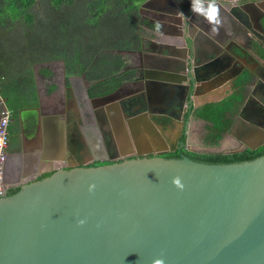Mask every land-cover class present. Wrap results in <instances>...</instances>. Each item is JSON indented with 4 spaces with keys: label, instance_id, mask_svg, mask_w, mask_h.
Here are the masks:
<instances>
[{
    "label": "water",
    "instance_id": "obj_1",
    "mask_svg": "<svg viewBox=\"0 0 264 264\" xmlns=\"http://www.w3.org/2000/svg\"><path fill=\"white\" fill-rule=\"evenodd\" d=\"M221 1L240 4L225 7ZM257 2L217 0L220 17L241 24L250 10L257 12L254 28L264 34L259 22L264 11ZM191 4L182 14L180 40L173 39L177 45L186 42L190 57L173 52V45L150 41L158 48L151 51L178 58L185 72L196 64L198 42L191 30L213 47L223 44L197 22L204 18ZM172 6L173 14L182 12ZM175 22L181 25L179 18ZM143 49L144 44L138 51ZM39 64H58L64 87L62 60ZM185 78L195 79L192 72ZM82 93L98 100L89 98L86 88ZM263 143L206 153H236ZM175 148L172 143L152 155L57 167L19 184L12 194L6 191L0 198V264H264V154L229 163L162 155ZM184 149L205 152L191 149L187 140Z\"/></svg>",
    "mask_w": 264,
    "mask_h": 264
},
{
    "label": "crops",
    "instance_id": "obj_2",
    "mask_svg": "<svg viewBox=\"0 0 264 264\" xmlns=\"http://www.w3.org/2000/svg\"><path fill=\"white\" fill-rule=\"evenodd\" d=\"M146 1L141 15L144 19L142 27L146 32L142 36L144 46L148 41H160L166 45H173L172 51L176 53L182 46L173 43V39L180 38L182 24H177L174 18L169 16L179 18L180 22L185 18L180 12L172 14L167 8L173 4L172 0ZM261 3L256 4L264 11V5ZM221 5L227 7L224 2H221ZM154 14H160L164 20L157 31L151 30L155 26L153 23L155 19H152ZM220 18L226 20V16ZM236 24L243 26L239 22ZM220 27L223 44L213 47L205 41L198 42L193 59L196 64L192 67L189 65L186 72L180 65L179 59L166 52L157 54L149 47L142 52H128L127 68L137 71V79L123 82L116 92L114 91L117 88L106 94L107 96L97 98L99 101L95 107L102 112L103 126L108 128V136L115 144L116 152L123 154L146 152L153 140L169 145L177 141L184 127L193 121L185 122L183 118L184 99L189 83L185 73L188 72H192L195 78L194 83L192 85L189 83V86L198 104L216 102L227 97L235 90L236 80L241 75H247L248 79L243 84L244 97L239 106L248 98L254 100L256 105H264V34L255 28L243 29L249 37L248 42L245 45H234L229 41L231 30L228 24L224 23ZM256 34L262 35L259 38ZM232 40L234 41L233 38ZM55 67L56 65L53 67L33 65L37 105L18 111L17 128L8 140L7 161L3 167L5 186L8 189L17 187L25 181L37 179L61 165L68 167L88 160L85 147L88 135L82 124V120H86V114L77 107V102L65 99L67 91L65 85L69 86L65 77L67 74L64 71V87H62L56 71L59 66L56 69ZM41 68L47 71H39ZM80 84L84 88L87 86L85 80H81ZM39 87L41 92L38 90ZM124 89L127 90L121 97L119 94ZM66 104L74 108L75 114H71L68 126L66 125L64 129L65 123L56 116L57 108L64 111ZM27 116L30 118L25 119ZM95 120L99 123L98 118ZM160 120L171 121L176 126L174 136L157 124ZM231 130L229 132L232 133L231 135L221 138H228L229 147L239 143ZM184 134L187 143L192 142V130L184 131ZM152 135H156V138Z\"/></svg>",
    "mask_w": 264,
    "mask_h": 264
},
{
    "label": "trees",
    "instance_id": "obj_3",
    "mask_svg": "<svg viewBox=\"0 0 264 264\" xmlns=\"http://www.w3.org/2000/svg\"><path fill=\"white\" fill-rule=\"evenodd\" d=\"M41 1L46 13L40 16L34 11L37 0H0V94L11 112L8 140L17 128L18 111L37 105L35 64L62 60L65 73L83 76L91 97L109 94L123 82L137 79V71L127 68V53L140 50L146 34L138 8L142 0ZM189 2L181 0V7ZM247 79V75H241L235 90L220 101L190 106L184 119L191 114L205 121L208 137L218 141L233 122ZM179 139V147L163 153L164 157L185 155L196 161L229 163L264 154V144L236 153L189 151L184 149V129ZM17 190L9 188L7 193Z\"/></svg>",
    "mask_w": 264,
    "mask_h": 264
},
{
    "label": "flooded vegetation",
    "instance_id": "obj_4",
    "mask_svg": "<svg viewBox=\"0 0 264 264\" xmlns=\"http://www.w3.org/2000/svg\"><path fill=\"white\" fill-rule=\"evenodd\" d=\"M221 2H224V1H221ZM258 2H262L261 4L264 5V0H258ZM191 3H192V0H190L187 7L182 8L181 2H180L178 4V7L183 12L186 9H188V7ZM224 3H226L227 4L226 6H228V7H232V6L236 7V6H239V4H240L239 2H233V4H231L229 2H224ZM167 8L170 11L173 10L172 5L167 6ZM250 13H251V16L248 15V16H245L243 18L244 21L242 22V25H243L242 27H240L239 24H236V22L232 19H227V18H226V20L221 19V23H222L221 25H223L224 23L228 24V27L231 30V35L229 37V38H231V40L229 39V41L231 43H233L234 45L235 44L236 45H243V44L245 45V43L248 42L249 37L246 34V32L243 31V29L245 30L247 28H249V29L254 28V25H255L254 22H256V19L254 17L255 16L258 17L257 12L250 10ZM183 14H184V12H183ZM157 16H158V18H163V16L161 17L160 14H157ZM169 17H173L175 21H177V19H178V18H175L174 16H169ZM253 18L255 19V21H253ZM263 19H264L263 17L259 18V22H260L262 27H264ZM179 21H180V19H179ZM199 21L202 22L204 25L208 26L207 29L209 30V32L211 34L215 35L219 40H221L223 38V34H221L222 28L220 26H218V30H213V26L210 25L208 22H206L204 19H202V20L198 19L197 22H199ZM181 24H182V26H181V28H182L181 29V35H182L185 24L183 23V21L181 22ZM191 33L197 39V42L204 41V39L201 37V35L197 34L196 31L191 30ZM256 35H257L256 37L260 38V36L262 34L261 35L256 34ZM232 38L234 39V41L232 40ZM160 40H162V39L160 38ZM177 40L179 41L180 38ZM180 43H182L181 44L182 48L177 50V53L183 54V55H185V57H187V56L190 57L191 51L190 50L188 51V49L186 48V46H185L186 42L184 43V41L181 40ZM152 44L150 43V41H148L146 43L147 46L146 45L144 46V50L146 47H149L151 50H157L158 49L157 46H154ZM162 44L160 45L159 50H163V48H164L163 45H166V44H163V45ZM239 49L242 50V48H239ZM55 69H56V67H55ZM66 74L67 75L65 77L67 78V80L69 82V86L67 84L65 85V87L67 88L66 89L67 90L66 91L67 96L65 94V99L66 100L70 99L72 102H77L78 103V104H76L77 107H79L81 109V112H85L84 114H86L85 115L86 120L83 119L82 124H84L83 127L86 129L87 135H88L86 138L87 141L85 144L88 160L86 162H83L82 164H84L86 166H96L95 165L96 162H102L101 164H104L106 162H113V161H118V160H121L124 158H130L132 156H135L136 154L141 155V153H138V152L127 153V154H123L122 152L121 153L116 152V146L113 142L110 141L111 138L108 136V134H109L108 128H105L103 126L104 123H103L102 112H101V110H96V108H95L97 105V102L99 100L89 101V100L84 98V95L82 93L84 88L80 84L81 80L84 81L83 76L77 74L76 72H70V73H66ZM54 79H56V78H54ZM189 83H190V85H192L194 83V81L191 80ZM85 88H86L87 93H88V84ZM192 93H193V90H190V86H189V91L186 94V97L184 99L185 112L190 106H193V103L197 104V106L204 104V103L198 104L195 101V99L193 98ZM103 96H96V97L89 96V98H100ZM263 103H264V100H263ZM57 109H58L57 110L58 115L56 114L57 115L56 118L65 123L63 128L66 129L65 127H66V125L68 126V122L71 119L70 118L71 114L72 113L75 114V110L72 107L71 108L68 107V104L65 105L64 111H60L59 107ZM98 115H99V117H97ZM100 116L102 118H100ZM189 116H193V115L190 114ZM189 116L185 120V122L189 121V118H190ZM40 117H41V115H40ZM96 118H98L99 123L96 122V120H95ZM183 118H184V115H183ZM233 126H234V128H233ZM230 129L233 130L234 135L237 137V140L239 141V143L231 145L229 148H235L239 145L241 146V145H245L248 143H256L258 141L263 140L264 139V105L263 104L262 105L261 104L256 105L254 100H252L251 98H248L247 101H244V104L239 106L236 114L233 117L232 124L230 125L229 129L222 134L221 138H223L226 135H231L232 133H229ZM64 134H65V131H64ZM104 134H105V136H104ZM179 138H180V136L178 137L177 141L175 142L176 143L175 150L180 145V141H179L180 139ZM153 141H157V140H153ZM6 161H7V156H6L4 165H5ZM59 167L67 168L66 165H61Z\"/></svg>",
    "mask_w": 264,
    "mask_h": 264
},
{
    "label": "rangeland",
    "instance_id": "obj_5",
    "mask_svg": "<svg viewBox=\"0 0 264 264\" xmlns=\"http://www.w3.org/2000/svg\"><path fill=\"white\" fill-rule=\"evenodd\" d=\"M145 1L146 0H142L138 3L139 12L141 13V15L143 14V4ZM172 2H173V4L178 6V4L181 2V0H172ZM34 11H35V13H37L40 16L46 13L45 6L42 4L41 0H37ZM180 13L183 14V12H180ZM152 19H155V22H153V23H155V26L152 27L153 29H151V30L152 31L153 30H156V31L159 30L160 24H162L164 22L163 18H158V16L154 14ZM148 33H149V31H148ZM127 57H129L128 53H127ZM128 61H129V58H128ZM58 66L59 65L57 64L56 68ZM56 71L59 73L60 69L57 68ZM126 90L127 89H124L123 92L120 93L119 95L122 97ZM29 118L30 117H28V116L25 117V119H29ZM191 120H193V121H191ZM189 121H191V124L190 125L188 124L189 126L186 125V127H184V131H189L191 129L193 132V137L191 139L192 142L190 141L191 143L190 142L188 143V145L191 149L205 151V152L210 151V150L223 149V147H225V149H228L227 148V147H229L228 138L221 139V141L219 142V140L213 141V139L208 137V135H207L208 130L206 127L207 123L205 121L196 120V119H194L193 116L189 118ZM157 124H160L164 130H166V131L168 130L171 136L175 135L174 133H175L177 128L174 124H172L171 121L160 120V123H157ZM154 129L158 130L155 127H154ZM152 136L156 138V135H152ZM185 139H187L186 136H185ZM168 148H169V144H162L161 146L157 147V146H154L153 142H151L149 150L146 152H140V153L141 154H152V153L157 152V151L167 150Z\"/></svg>",
    "mask_w": 264,
    "mask_h": 264
},
{
    "label": "built area",
    "instance_id": "obj_6",
    "mask_svg": "<svg viewBox=\"0 0 264 264\" xmlns=\"http://www.w3.org/2000/svg\"><path fill=\"white\" fill-rule=\"evenodd\" d=\"M11 121V112L6 107L5 98L0 94V198L6 193L3 167L7 156L8 125Z\"/></svg>",
    "mask_w": 264,
    "mask_h": 264
},
{
    "label": "clouds",
    "instance_id": "obj_7",
    "mask_svg": "<svg viewBox=\"0 0 264 264\" xmlns=\"http://www.w3.org/2000/svg\"><path fill=\"white\" fill-rule=\"evenodd\" d=\"M191 10L212 25L213 30H218V26L221 25V18L217 0H192ZM156 264H162V262L157 261Z\"/></svg>",
    "mask_w": 264,
    "mask_h": 264
},
{
    "label": "bare ground",
    "instance_id": "obj_8",
    "mask_svg": "<svg viewBox=\"0 0 264 264\" xmlns=\"http://www.w3.org/2000/svg\"><path fill=\"white\" fill-rule=\"evenodd\" d=\"M128 138V137H127ZM123 139V138H122ZM130 142V141H129ZM149 143V142H148ZM153 143H154V146H157V147H159V146H161L163 143H159L158 141H153ZM120 144V143H119Z\"/></svg>",
    "mask_w": 264,
    "mask_h": 264
}]
</instances>
